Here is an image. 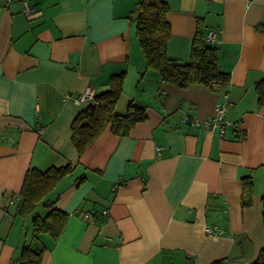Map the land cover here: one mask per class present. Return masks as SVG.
<instances>
[{
	"label": "crops",
	"instance_id": "obj_1",
	"mask_svg": "<svg viewBox=\"0 0 264 264\" xmlns=\"http://www.w3.org/2000/svg\"><path fill=\"white\" fill-rule=\"evenodd\" d=\"M166 1L168 55L187 60L202 18L228 84L180 88L146 68L129 17L138 0H28L29 16L23 0H0V264L28 242L46 247L42 264H251L264 248V104L254 88L264 77V0ZM122 70L116 110L135 100L146 119L121 137L108 124L79 157L70 125L90 100L73 98L105 90ZM222 101L242 137L203 123ZM68 163L73 172L48 194L68 213L64 230L30 238L32 217L10 198L28 168ZM246 175L250 205L241 204Z\"/></svg>",
	"mask_w": 264,
	"mask_h": 264
},
{
	"label": "trees",
	"instance_id": "obj_2",
	"mask_svg": "<svg viewBox=\"0 0 264 264\" xmlns=\"http://www.w3.org/2000/svg\"><path fill=\"white\" fill-rule=\"evenodd\" d=\"M30 4L28 0H23ZM32 7V4H30ZM169 5L166 0H138L129 17L134 21L135 35L142 51L146 68L153 69L160 81L168 82L180 88H187L193 83L213 88L217 84H228L230 72L221 68L219 51L216 45L205 40L204 20L197 18L195 33L190 42L188 58L183 61L170 57L167 43L171 37V26L167 19ZM33 14V13H32ZM257 29L264 31L258 26ZM124 70L109 76L108 86L101 92L94 93L87 105L72 119L70 138L78 156H82L88 146L99 136L104 128L111 124V131L118 136H127L130 130L146 119L145 106L130 100L126 110H116L118 100L123 91ZM258 105L264 104V77L254 84ZM86 100V101H88ZM233 132H242L236 125L231 126ZM74 166H50L45 170L30 167L26 170L19 193L14 196L17 214L22 217L31 215L32 234H47L56 240L65 228L68 213L51 207L48 194L66 176L70 175ZM84 178H80L78 183ZM262 220H264V195L261 196ZM252 202V178L246 175L241 178V204ZM43 208V211L37 209ZM44 245L24 243L19 255L11 264H42ZM251 264H264V248L258 252Z\"/></svg>",
	"mask_w": 264,
	"mask_h": 264
},
{
	"label": "built area",
	"instance_id": "obj_3",
	"mask_svg": "<svg viewBox=\"0 0 264 264\" xmlns=\"http://www.w3.org/2000/svg\"><path fill=\"white\" fill-rule=\"evenodd\" d=\"M23 13L27 16L31 15L33 13L32 7L30 4L24 2V9ZM205 40L208 43H214L217 41L216 33L213 29L207 30L205 34ZM94 94L93 89L90 87H87L82 91L79 95L73 98L75 102H84L92 97ZM228 111H229V105L226 101L218 102V104L215 105V113L212 117H209L206 121L203 123L205 126L213 127L218 129L219 134L221 137H224L226 133V128L231 124L234 125L235 123L231 122L228 119ZM10 202H13V198H10ZM102 214L104 216L109 215V208L105 207L102 210ZM204 232L207 234H213L215 232L214 228L212 227H205ZM108 238V237H106Z\"/></svg>",
	"mask_w": 264,
	"mask_h": 264
}]
</instances>
